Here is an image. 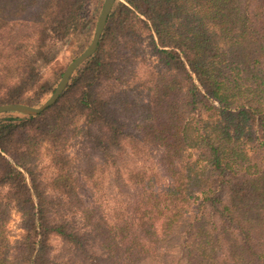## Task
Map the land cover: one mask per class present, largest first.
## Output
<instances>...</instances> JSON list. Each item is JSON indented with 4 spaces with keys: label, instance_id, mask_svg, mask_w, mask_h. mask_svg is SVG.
<instances>
[{
    "label": "trees",
    "instance_id": "1",
    "mask_svg": "<svg viewBox=\"0 0 264 264\" xmlns=\"http://www.w3.org/2000/svg\"><path fill=\"white\" fill-rule=\"evenodd\" d=\"M89 1L0 0V104ZM0 264H264V0H115L54 104L0 113Z\"/></svg>",
    "mask_w": 264,
    "mask_h": 264
},
{
    "label": "rangeland",
    "instance_id": "2",
    "mask_svg": "<svg viewBox=\"0 0 264 264\" xmlns=\"http://www.w3.org/2000/svg\"><path fill=\"white\" fill-rule=\"evenodd\" d=\"M102 2L103 0H90L88 2V21L82 25L83 27L81 26L79 31L77 30L73 35H70L59 43L58 52L51 62L43 63L36 58L34 51L30 50V55L36 59L42 71V77L35 86L26 92L22 102L39 106L51 95L65 67L90 43ZM41 166L42 175L45 178L49 177L52 174V169L46 157L41 160ZM9 226L12 238L18 237L21 233V229L19 228V216L16 213L13 214ZM50 241L53 253H59L63 246L62 240L58 237H52Z\"/></svg>",
    "mask_w": 264,
    "mask_h": 264
},
{
    "label": "water",
    "instance_id": "3",
    "mask_svg": "<svg viewBox=\"0 0 264 264\" xmlns=\"http://www.w3.org/2000/svg\"><path fill=\"white\" fill-rule=\"evenodd\" d=\"M115 0H103L100 12L98 14L93 37L88 46L76 57H74L65 67L59 82L55 86L51 95L39 106H34L25 102H8L0 104V113L18 112L26 115H36L44 111L47 107L54 104L67 86L74 70L87 58H89L97 49L100 37L106 26V22Z\"/></svg>",
    "mask_w": 264,
    "mask_h": 264
}]
</instances>
